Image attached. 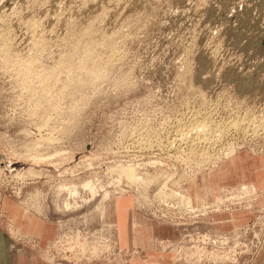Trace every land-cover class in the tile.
<instances>
[{
    "label": "rangeland",
    "instance_id": "1",
    "mask_svg": "<svg viewBox=\"0 0 264 264\" xmlns=\"http://www.w3.org/2000/svg\"><path fill=\"white\" fill-rule=\"evenodd\" d=\"M241 151H264V0H0V229L39 264H264V188L209 178ZM145 221L168 262L128 240Z\"/></svg>",
    "mask_w": 264,
    "mask_h": 264
},
{
    "label": "crops",
    "instance_id": "2",
    "mask_svg": "<svg viewBox=\"0 0 264 264\" xmlns=\"http://www.w3.org/2000/svg\"><path fill=\"white\" fill-rule=\"evenodd\" d=\"M209 178L211 182L213 180V186L217 189L228 182L232 184L251 183L249 185H252L253 188H264V151L255 155L243 151L235 153L229 160L222 163ZM127 230L128 240L133 239L134 243L143 246L148 253L144 262H168V259L162 255L157 257V251L153 250L155 244L154 239H152V236L155 237L156 235L160 237L169 236L170 233L167 228H163L157 223L145 221L139 222L137 227L127 226ZM3 234L0 229V264H39V258L33 249L21 246L20 243ZM150 254H153L155 258L151 257ZM259 258L264 261V251Z\"/></svg>",
    "mask_w": 264,
    "mask_h": 264
},
{
    "label": "bare ground",
    "instance_id": "3",
    "mask_svg": "<svg viewBox=\"0 0 264 264\" xmlns=\"http://www.w3.org/2000/svg\"><path fill=\"white\" fill-rule=\"evenodd\" d=\"M253 119H254V117H253ZM228 121H230V120H228ZM203 122V121H202ZM235 122H237V119H236V121ZM239 122H242V121H239ZM238 122V123H239ZM231 123V122H230ZM232 123H234V122H232ZM238 123H235V124H238ZM197 124V123H196ZM240 124V123H239ZM218 125V124H217ZM236 126V125H235ZM232 127V126H231ZM214 128V127H213ZM237 129H238V127H236ZM224 129V128H223ZM241 129V128H240ZM239 130V129H238ZM247 131V130H246ZM227 132V131H226ZM214 134V133H213ZM218 134L220 135V133L218 132ZM222 136H224V134H223V132H222ZM205 137V136H204ZM175 138V137H174ZM178 138V137H177ZM198 138V137H197ZM223 138V137H222ZM194 139V138H193ZM215 139V138H214ZM219 139H221V138H219ZM218 139V140H219ZM198 140V139H197ZM202 140V139H201ZM220 141V140H219ZM222 141V140H221ZM173 142H174V140H173ZM218 142V141H217ZM219 143V142H218ZM222 143V142H221ZM220 143V144H221ZM224 144V143H223ZM150 145V144H149ZM242 145V144H241ZM151 146V145H150ZM149 146V147H150ZM153 146V145H152ZM172 146V145H171ZM174 146V145H173ZM172 146V147H173ZM177 146H179V145H177ZM204 146V145H203ZM218 146V145H217ZM215 147V146H214ZM223 147V146H222ZM237 147H239V146H236V145H230V148H229V146L227 147V148H225V149H228V150H225L224 149V151H223V155H225V156H227L228 157V155H230V154H232V153H234L235 151H236V148ZM148 148V147H147ZM189 148V147H188ZM194 148V147H193ZM151 149H153V148H151ZM180 149V148H179ZM182 149V148H181ZM207 149V148H206ZM188 150V149H187ZM177 151V150H176ZM213 152V151H212ZM208 154V153H207ZM210 154H211V152H210ZM203 155V154H202ZM210 156V155H209ZM210 159V158H209ZM218 160V159H217ZM160 162V161H159ZM154 163V162H153ZM156 164H158L157 162H156ZM214 164V163H213ZM120 165V164H119ZM155 165V164H154ZM209 165V164H208ZM122 166V165H121ZM129 166V165H128ZM138 167H139V165H137ZM215 166V165H214ZM113 167V166H112ZM117 165H116V169H117ZM127 167V166H126ZM213 167V166H212ZM211 167V168H212ZM119 168V167H118ZM125 168V167H124ZM146 168V167H145ZM114 169V168H113ZM138 169V168H137ZM141 168H139V170H140ZM116 171V170H115ZM109 172V171H108ZM143 172V171H142ZM141 172H139V171H137V170H135L134 169V167L133 168H131V167H129V168H127V170L125 171V174H126V176H127V178L128 179H130V180H132V181H134V182H141L140 180H142V179H144L143 178V176L140 174ZM167 175V174H166ZM121 176V175H120ZM122 177V176H121ZM118 180V179H117ZM168 180H170V179H168ZM168 180H167V182H165V184L166 183H168ZM143 181V180H142ZM70 183V182H69ZM94 183V182H93ZM116 183V182H115ZM142 183V182H141ZM95 184V183H94ZM93 184V185H94ZM89 185V182H87V183H85V186H88ZM113 185V184H112ZM120 185V184H119ZM167 185V184H166ZM117 186V185H116ZM164 186V185H163ZM162 186V187H163ZM169 186V185H168ZM168 186H166V188H168ZM71 187V186H70ZM77 187V186H76ZM108 187V186H107ZM121 187V186H120ZM161 187V188H162ZM251 187H253L252 185L250 186V188L249 189H251L253 192L255 191L256 192V190L255 189H253V188H251ZM71 188H74L73 186L71 187ZM70 188V189H71ZM84 188V187H83ZM99 188V187H98ZM106 188V187H105ZM241 190L242 189H247L248 188V185H246V184H244V185H241ZM75 190H73V191H75L76 192V188H74ZM85 189V188H84ZM121 189V188H120ZM78 190V189H77ZM95 190H97V189H95ZM161 190V189H160ZM71 191V190H70ZM79 191V190H78ZM80 191H81V189H80ZM106 191V190H105ZM165 191H166V189H165ZM98 192V191H97ZM109 192V191H108ZM161 192H163V190H161V191H159V193H161ZM73 193V192H72ZM107 193V191L106 192H104V194H106ZM166 193V192H165ZM164 193V194H165ZM172 193H173V195H175L176 197L178 196L180 199H179V201H181V203L183 202V206H184V210H186V211H183L180 207H178V206H176L177 208H180L181 210H182V212H188V211H191V209H190V207L192 206V203H193V198H192V196H190V195H188V194H184L183 193V191L181 190V191H176L175 189H173L172 190ZM250 193V192H249ZM108 194V193H107ZM171 193L169 192V194L168 195H170ZM7 195V194H6ZM80 195V194H79ZM78 195V196H79ZM81 195H82V193H81ZM167 195V196H168ZM172 195V194H171ZM71 196H72V194H71ZM104 197H105V195H103ZM82 197V196H81ZM107 197V196H106ZM83 198V197H82ZM75 199V197L73 198V200ZM78 198H76V200H77ZM81 199V198H80ZM27 200V199H26ZM86 200V199H85ZM102 200H103V197H102ZM105 200V199H104ZM69 201H71V200H69ZM178 201V202H179ZM68 202V201H67ZM78 203V202H77ZM43 204V203H42ZM69 203H66V205L67 206H69L68 205ZM71 204H73V201H72V203ZM76 204V203H75ZM74 205V204H73ZM104 203L103 204H101L100 205V207L102 206V209H100L101 211H100V213L104 216V214H105V212H104ZM72 206V205H71ZM59 207V206H58ZM61 207V206H60ZM63 208V207H62ZM71 208H73V207H71ZM64 209H65V207H64ZM75 209V208H74ZM60 210H62V209H60ZM63 212V211H62ZM65 212V211H64ZM168 212V211H167ZM192 212H194V211H192ZM166 214V213H165ZM168 214H169V212H168ZM87 216H89V215H87ZM167 216V215H166ZM74 218V217H73ZM84 218H86V216L84 217ZM173 218V217H172ZM71 219V218H70ZM67 220H69V219H67ZM89 220V219H88ZM173 220V219H172ZM74 223V222H73ZM102 223V222H101ZM64 224V223H63ZM68 224V223H67ZM75 224V223H74ZM105 224V223H104ZM63 226V225H62ZM65 226V225H64ZM111 227V226H110ZM65 228V227H64ZM108 230V229H107ZM88 232V231H87ZM105 231H103V233H104ZM109 232V231H108ZM72 233V232H71ZM66 235V234H65ZM114 237V236H113ZM67 238V237H66ZM34 242V241H33ZM162 242V241H161ZM164 244V243H163ZM87 245V244H86ZM169 245V244H168ZM182 245V244H181ZM184 247V246H183ZM182 247V248H183ZM185 249H187V247L185 248ZM95 250V249H94ZM98 250V249H97ZM115 250V249H114ZM127 262V261H126ZM175 262V261H174ZM191 262V261H190ZM56 263V262H55Z\"/></svg>",
    "mask_w": 264,
    "mask_h": 264
}]
</instances>
